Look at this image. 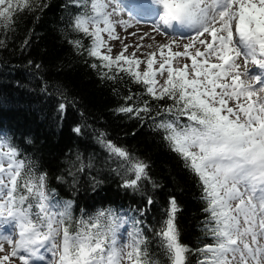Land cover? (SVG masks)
Here are the masks:
<instances>
[{
  "label": "snow or ice",
  "instance_id": "6c2138e0",
  "mask_svg": "<svg viewBox=\"0 0 264 264\" xmlns=\"http://www.w3.org/2000/svg\"><path fill=\"white\" fill-rule=\"evenodd\" d=\"M72 3L80 8L72 30L90 38L86 49L81 40H70L75 49L99 60L107 79L125 73L144 85L153 100L173 101L149 118L199 178L209 214L204 232L212 243L192 249L181 242L176 225L181 209L172 197L154 232L166 264H191L192 254L198 255L196 264H264V0H154L159 12L145 5L154 31L163 34L179 26L189 33L188 43L182 51L172 50L174 40L160 45V58L153 51L145 60L135 52L125 55L127 45L111 55L108 40L119 39L117 27L127 30L140 22L123 18V0ZM43 7L37 0H0V28H11L20 12ZM179 58L191 63L173 66ZM250 66L260 71L251 73ZM60 95L57 113L62 119L71 102ZM117 111L144 119L141 113H152L153 107L137 100L135 107L125 104ZM73 131L79 135L82 128ZM97 142L118 162L112 170L122 177V188L140 190L144 181L151 182L146 161L105 133ZM147 204H153L152 197ZM72 207L73 201L57 199L47 174L36 171L11 137L0 134V221L11 228L0 233V264H160L140 227L144 209H130L135 214L127 217L111 208L74 217ZM125 224L131 226L126 236L121 232Z\"/></svg>",
  "mask_w": 264,
  "mask_h": 264
},
{
  "label": "trees",
  "instance_id": "16d2710c",
  "mask_svg": "<svg viewBox=\"0 0 264 264\" xmlns=\"http://www.w3.org/2000/svg\"><path fill=\"white\" fill-rule=\"evenodd\" d=\"M37 3L46 7L20 12L11 28H0V128L37 172L47 174L48 187L55 190L57 199L73 201L74 217L81 211L92 215L111 208L134 215L130 209H144L141 226L160 264H166L167 258L154 232L172 197L181 209L176 216L181 242L192 249L212 243L204 232L209 214L204 211L199 178L149 118L157 107L173 101L153 100L145 94L144 85L125 73L119 74L121 79H107L99 60L84 49H75L70 40H81L86 49L90 38L71 28L72 18L80 11L72 0ZM61 92L71 102L62 119L57 113ZM130 94L133 100L128 101ZM137 100L153 107L152 113H141L144 119L117 111L125 104L135 107ZM77 126L82 128L79 135L73 131ZM100 133L146 161L151 182L144 181L140 190L122 188V177L112 170L118 162L110 160L97 142ZM89 163L92 167H87ZM81 164L85 167L78 171ZM197 259V254L190 255L191 264Z\"/></svg>",
  "mask_w": 264,
  "mask_h": 264
},
{
  "label": "rangeland",
  "instance_id": "374dc122",
  "mask_svg": "<svg viewBox=\"0 0 264 264\" xmlns=\"http://www.w3.org/2000/svg\"><path fill=\"white\" fill-rule=\"evenodd\" d=\"M125 4V10L123 13V18L128 19L132 18V14L130 13V8L132 7H141L144 8L145 5L154 9L156 12H159L161 9L158 5L154 3V0H123ZM136 19V18H135ZM174 29H180L179 26H174L173 29L166 30L163 34L157 33L153 29V21L150 22H139L132 27H129L127 30H124L122 26L117 27V35L119 39L116 40H108L107 35L105 34V39L108 40L109 46L112 48L111 55L113 57L117 56L121 51L124 50V47L127 45V51L124 53L125 55H130L135 52L136 57L145 60L147 54L153 51L157 52V59H159V51L158 48L163 44H170L172 41H175V44L172 45L173 51H182L183 45L188 43L189 33L180 29L184 33L174 32ZM143 37V38H142ZM151 45V47H149ZM106 51V50H104ZM165 54H167V49H165ZM190 64L191 61L185 58H179L178 61L173 62V66H182V63ZM158 67V65H157ZM142 70L146 68V64H141ZM255 66H250V72L256 73L259 72ZM166 76V73H165ZM163 83V79L159 76L157 77ZM127 217V216H125ZM129 224H125L124 228L121 229V232L126 236V230L130 229ZM11 232L10 226H4L3 222L0 221V233L8 234ZM5 250H9V245L5 244ZM0 255H3L0 253ZM47 264V262H45Z\"/></svg>",
  "mask_w": 264,
  "mask_h": 264
}]
</instances>
